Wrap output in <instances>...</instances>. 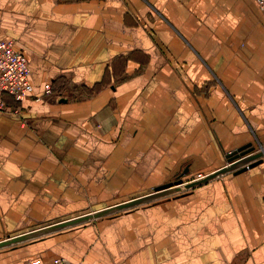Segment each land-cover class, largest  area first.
Returning a JSON list of instances; mask_svg holds the SVG:
<instances>
[{"label":"crops","instance_id":"crops-1","mask_svg":"<svg viewBox=\"0 0 264 264\" xmlns=\"http://www.w3.org/2000/svg\"><path fill=\"white\" fill-rule=\"evenodd\" d=\"M33 96L0 112V241L197 180L264 149L253 0H0ZM46 82L52 95L41 101ZM264 264V158L0 249V264Z\"/></svg>","mask_w":264,"mask_h":264},{"label":"water","instance_id":"water-1","mask_svg":"<svg viewBox=\"0 0 264 264\" xmlns=\"http://www.w3.org/2000/svg\"><path fill=\"white\" fill-rule=\"evenodd\" d=\"M263 158H264V149L257 150L250 143L246 144L240 148H237L236 150H234L233 152L227 155L226 159L228 164L226 166L217 170L216 172L205 175L202 178H199L197 180H192L186 183H183L181 180H176L174 182L166 183L164 185L157 187L153 193L147 196L135 200H131L129 202H124L104 210L78 216L76 218H72L64 222L52 224L45 228L43 227L25 234L16 235L7 238L6 240L0 241V249L48 234L50 232L58 231L71 226L80 225L92 219L100 218L111 213L129 209L140 204H145L166 195L177 193L179 191L193 189L195 187L204 185L228 172H232V171H236V173L244 172L246 169L253 168L261 164Z\"/></svg>","mask_w":264,"mask_h":264},{"label":"built area","instance_id":"built-area-1","mask_svg":"<svg viewBox=\"0 0 264 264\" xmlns=\"http://www.w3.org/2000/svg\"><path fill=\"white\" fill-rule=\"evenodd\" d=\"M264 13V0H253ZM30 70L26 56L15 48L9 39L0 40V112L17 114L18 105L33 96ZM52 95V86L46 82L40 95L34 97L41 101ZM14 104V105H13ZM27 264H41L39 260H29ZM46 264H68L65 258L56 257Z\"/></svg>","mask_w":264,"mask_h":264},{"label":"trees","instance_id":"trees-1","mask_svg":"<svg viewBox=\"0 0 264 264\" xmlns=\"http://www.w3.org/2000/svg\"><path fill=\"white\" fill-rule=\"evenodd\" d=\"M20 104H21V103H19V104H15V105H18V106H19ZM13 105H14V104H13ZM19 108H20V106H19Z\"/></svg>","mask_w":264,"mask_h":264}]
</instances>
